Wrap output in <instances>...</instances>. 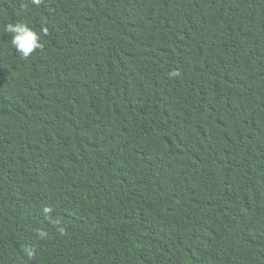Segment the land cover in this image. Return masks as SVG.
<instances>
[{
    "label": "trees",
    "instance_id": "1",
    "mask_svg": "<svg viewBox=\"0 0 264 264\" xmlns=\"http://www.w3.org/2000/svg\"><path fill=\"white\" fill-rule=\"evenodd\" d=\"M0 264H264V0H0Z\"/></svg>",
    "mask_w": 264,
    "mask_h": 264
},
{
    "label": "clouds",
    "instance_id": "2",
    "mask_svg": "<svg viewBox=\"0 0 264 264\" xmlns=\"http://www.w3.org/2000/svg\"><path fill=\"white\" fill-rule=\"evenodd\" d=\"M31 3L38 5L40 0H31ZM5 31L11 34L10 43L19 57L24 60L29 59L34 51L42 47L40 34L27 24L20 22L9 23L5 25ZM49 211V208H44L45 213ZM55 223L58 226L60 225L59 220L55 221ZM58 231L63 234L65 229L63 227H58ZM47 235V232L37 230V236L40 239H45Z\"/></svg>",
    "mask_w": 264,
    "mask_h": 264
}]
</instances>
